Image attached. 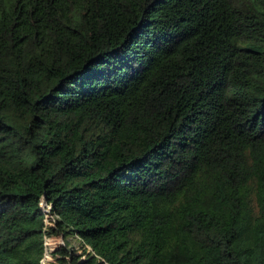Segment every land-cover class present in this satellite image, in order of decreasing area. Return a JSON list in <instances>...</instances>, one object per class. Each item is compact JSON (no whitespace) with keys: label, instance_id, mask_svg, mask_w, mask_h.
<instances>
[{"label":"trees","instance_id":"trees-1","mask_svg":"<svg viewBox=\"0 0 264 264\" xmlns=\"http://www.w3.org/2000/svg\"><path fill=\"white\" fill-rule=\"evenodd\" d=\"M41 197L110 264H264V0H0V264Z\"/></svg>","mask_w":264,"mask_h":264},{"label":"built area","instance_id":"built-area-1","mask_svg":"<svg viewBox=\"0 0 264 264\" xmlns=\"http://www.w3.org/2000/svg\"><path fill=\"white\" fill-rule=\"evenodd\" d=\"M39 206L42 247L37 264H57L59 258H63L66 264H79L89 259H94L97 264H110L72 226L62 223L51 203L41 197Z\"/></svg>","mask_w":264,"mask_h":264}]
</instances>
